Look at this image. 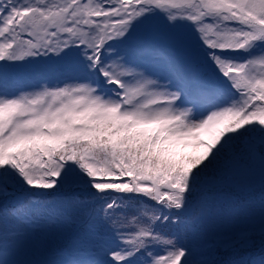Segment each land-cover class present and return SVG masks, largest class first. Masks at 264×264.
<instances>
[{"label": "snow or ice", "instance_id": "obj_1", "mask_svg": "<svg viewBox=\"0 0 264 264\" xmlns=\"http://www.w3.org/2000/svg\"><path fill=\"white\" fill-rule=\"evenodd\" d=\"M257 175L264 0H0V264H264L179 231L222 220L211 189ZM73 222L58 259L16 258ZM256 229L264 215L220 246Z\"/></svg>", "mask_w": 264, "mask_h": 264}, {"label": "rangeland", "instance_id": "obj_2", "mask_svg": "<svg viewBox=\"0 0 264 264\" xmlns=\"http://www.w3.org/2000/svg\"><path fill=\"white\" fill-rule=\"evenodd\" d=\"M201 139L210 141L212 137L205 132L201 134ZM204 150L200 148L196 151L202 153ZM186 151L193 152L194 149L189 148ZM210 195L213 197L212 203L224 212V218L211 226L196 221L181 226V237L196 246L203 257H211L217 261L228 262L246 257L258 259L264 255V235H261L258 229L247 241L233 248L225 249L220 246L225 238L235 239L240 232L258 224L264 215V187L261 186L258 175L237 183L219 185L211 189ZM15 199L14 196L9 197L7 203L11 205ZM49 199L60 200L61 197ZM3 203L0 199V206ZM233 213L236 216L234 220ZM85 228L86 226L79 222L69 223L62 229H57L54 225L38 228L32 233L31 241L21 245L16 258L22 261L58 259L57 251L70 247L73 235L83 233Z\"/></svg>", "mask_w": 264, "mask_h": 264}]
</instances>
